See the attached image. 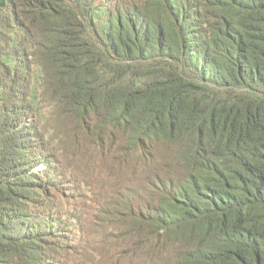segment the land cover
<instances>
[{"label": "trees", "instance_id": "16d2710c", "mask_svg": "<svg viewBox=\"0 0 264 264\" xmlns=\"http://www.w3.org/2000/svg\"><path fill=\"white\" fill-rule=\"evenodd\" d=\"M49 107L90 153L106 264H264V0H5L0 264H61Z\"/></svg>", "mask_w": 264, "mask_h": 264}, {"label": "rangeland", "instance_id": "374dc122", "mask_svg": "<svg viewBox=\"0 0 264 264\" xmlns=\"http://www.w3.org/2000/svg\"><path fill=\"white\" fill-rule=\"evenodd\" d=\"M45 113L49 115L47 124L43 122L38 126L37 135L49 164H40L35 170H39L43 179L46 168L52 169L46 174L49 179L57 176L55 182L49 183L51 205L57 208L52 211L60 213L63 227L59 229L65 235L57 259L61 264H106V256L113 249L111 240L106 237L112 227L102 220L92 202L91 189L101 184L93 175L90 153L76 149L71 129L63 127L64 115L57 108H45Z\"/></svg>", "mask_w": 264, "mask_h": 264}, {"label": "water", "instance_id": "95a60500", "mask_svg": "<svg viewBox=\"0 0 264 264\" xmlns=\"http://www.w3.org/2000/svg\"><path fill=\"white\" fill-rule=\"evenodd\" d=\"M5 0H0V6H4Z\"/></svg>", "mask_w": 264, "mask_h": 264}]
</instances>
